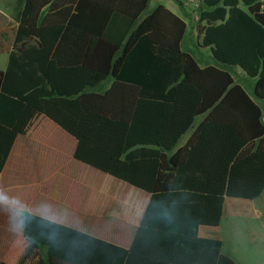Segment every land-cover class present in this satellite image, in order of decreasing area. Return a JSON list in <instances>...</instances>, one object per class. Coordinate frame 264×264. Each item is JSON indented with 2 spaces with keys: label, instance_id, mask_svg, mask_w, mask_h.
Wrapping results in <instances>:
<instances>
[{
  "label": "trees",
  "instance_id": "1",
  "mask_svg": "<svg viewBox=\"0 0 264 264\" xmlns=\"http://www.w3.org/2000/svg\"><path fill=\"white\" fill-rule=\"evenodd\" d=\"M148 0H17V26L4 71L0 70V171L25 106L70 135L79 114L125 123L123 155L109 174L149 194L129 248L26 213L23 230L45 247L43 264H236L216 236L224 197L206 191L208 172L223 167L234 140L240 164L264 155V0H201L197 36L211 50L200 66L181 49L186 23L163 5L142 17ZM203 23V25H201ZM180 96H199L203 116L171 156L163 150L174 104L140 96L147 84L163 90L176 79ZM239 67L254 80L260 106L234 81ZM112 79L103 93L100 83ZM236 175L264 177V158ZM0 264H6L4 262Z\"/></svg>",
  "mask_w": 264,
  "mask_h": 264
},
{
  "label": "crops",
  "instance_id": "2",
  "mask_svg": "<svg viewBox=\"0 0 264 264\" xmlns=\"http://www.w3.org/2000/svg\"><path fill=\"white\" fill-rule=\"evenodd\" d=\"M16 1L9 0L8 7L16 5ZM193 1L156 0L155 5L148 7V0L142 17L161 4L185 21L186 30L188 18L190 33L196 34L198 48L207 50V54L195 58L200 66H205L213 62L211 50L199 44L195 30L199 11L193 9ZM10 20H13L10 14L0 9L1 71L6 68L17 26V20L9 25ZM9 26H13L12 32L8 30ZM185 39L186 34L181 41V49L188 51L183 46ZM181 69L180 64L176 79L168 82L163 90L154 92L146 82L140 89L142 97L168 100L174 104L163 146L167 156L187 142L203 118L195 115L199 96H180V92L177 93ZM229 71L236 83L245 84L246 75L239 67H230ZM252 81V93L246 92L261 106L262 101L259 103L254 95ZM111 84L112 79L109 78L93 90L103 93ZM13 128L16 136L0 171V263H46L45 247L24 233L23 217L26 213L129 248L149 194L109 174L112 161L123 155L128 125L81 112L77 132L70 135L45 115L25 106ZM242 146L240 141L234 140L223 167L208 172L206 191L222 195L224 208L219 225L199 227L198 234L201 237H218L222 243L221 252L236 264H247L249 255L256 257V264H264V177L239 176L233 172L242 169L247 162L264 158V155H251L236 165L234 158ZM236 221L247 223L249 231L247 241L236 245L241 254L235 256L232 254L235 248L229 250L224 246V226Z\"/></svg>",
  "mask_w": 264,
  "mask_h": 264
},
{
  "label": "rangeland",
  "instance_id": "3",
  "mask_svg": "<svg viewBox=\"0 0 264 264\" xmlns=\"http://www.w3.org/2000/svg\"><path fill=\"white\" fill-rule=\"evenodd\" d=\"M8 1L9 0H0V9L5 14H10V16L13 19V20H10V22H9V25H11V24H14L15 21L17 20L16 13L18 10L16 8V5H14V4L13 5L11 4L8 7V4H7ZM200 1L201 0H194L193 1V4H192L193 9L198 10V8L200 7ZM155 4H156V0H149V6L148 7H151ZM186 21L188 22V24H187V30L185 32L186 39L183 43V46H186L188 48V52L190 54H192L194 56V58L197 59L198 56H200V54H207V50L198 48L197 41H196V34L190 33L191 32V28H190L191 22L188 18ZM8 30H10L12 32L13 26H9ZM238 78L240 80H243V82H244V79L241 76L238 75ZM252 82L253 81L250 78L245 76V84H242L240 82H238V83L241 84L242 86H244L245 90L252 93V88H251ZM257 101L259 102V100H257ZM263 121H264V114H263ZM224 229H225L224 246L227 247L229 250H232L233 248H235V252L232 253L235 256L237 254H241V253H239L240 248L236 247V245H240V243L243 244L245 241H247L248 231H249L248 227H247V223H244L241 221H236V223H229V225L224 226ZM247 264H256V257L249 255Z\"/></svg>",
  "mask_w": 264,
  "mask_h": 264
}]
</instances>
